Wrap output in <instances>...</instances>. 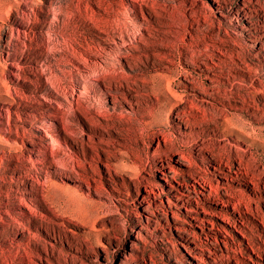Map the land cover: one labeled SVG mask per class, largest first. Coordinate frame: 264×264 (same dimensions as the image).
<instances>
[{"label": "rangeland", "instance_id": "rangeland-1", "mask_svg": "<svg viewBox=\"0 0 264 264\" xmlns=\"http://www.w3.org/2000/svg\"><path fill=\"white\" fill-rule=\"evenodd\" d=\"M0 264H264V0H0Z\"/></svg>", "mask_w": 264, "mask_h": 264}, {"label": "bare ground", "instance_id": "bare-ground-1", "mask_svg": "<svg viewBox=\"0 0 264 264\" xmlns=\"http://www.w3.org/2000/svg\"><path fill=\"white\" fill-rule=\"evenodd\" d=\"M233 202H234V201H233ZM233 202H232V203H233ZM234 204H235V203H234Z\"/></svg>", "mask_w": 264, "mask_h": 264}]
</instances>
